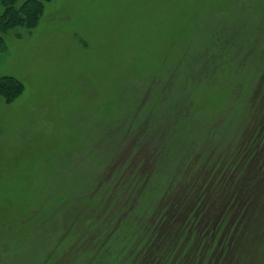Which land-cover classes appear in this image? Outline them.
I'll return each instance as SVG.
<instances>
[{
    "label": "rangeland",
    "instance_id": "rangeland-1",
    "mask_svg": "<svg viewBox=\"0 0 264 264\" xmlns=\"http://www.w3.org/2000/svg\"><path fill=\"white\" fill-rule=\"evenodd\" d=\"M38 1L0 29L23 87L0 97V264H88L94 221L129 206L180 234L199 206L237 245L220 264H264V0Z\"/></svg>",
    "mask_w": 264,
    "mask_h": 264
},
{
    "label": "trees",
    "instance_id": "trees-1",
    "mask_svg": "<svg viewBox=\"0 0 264 264\" xmlns=\"http://www.w3.org/2000/svg\"><path fill=\"white\" fill-rule=\"evenodd\" d=\"M12 1L0 0V5L3 8L0 13V29H9L21 25L23 22L16 19L20 11L24 12L26 20H31L34 17L29 23L25 21V24H22L31 26L43 11L42 2L38 0L25 1L24 7L20 8L19 11L8 6ZM22 91V84L14 78H0V97L6 103L12 102ZM263 133L264 130H260L251 140L253 142L257 140L258 142L263 141ZM135 150H139V148L136 147ZM137 160L138 158L136 157ZM136 164L135 159H131L127 164L128 168H131L130 174L133 176L132 178H136L135 173L138 171ZM145 178L143 185H147L151 175ZM176 182L178 183L179 179L173 176L170 182L164 185L163 190L160 191L161 194L159 193L155 198L151 195L149 199H152L153 202L158 199H168ZM111 183L117 186L122 184L120 183V177L114 178L112 182L103 185L104 192L107 190V185ZM101 186L99 185V187ZM144 190L147 192L148 186ZM203 199V190H201L199 200L203 201ZM153 202L151 204H154ZM248 202L249 198L244 200L241 205L245 208ZM145 210L143 212L140 208L129 206L124 212L123 209L120 211L114 209L112 212L104 211L94 221L93 226L91 225L93 228L96 227V235L94 238V251L88 264H220L228 260L232 251L235 250L234 248H237L232 239L223 238L222 242L219 241L218 245L215 244V237L225 218L218 222L220 226L218 229V224L214 223L210 217L200 215L203 210L199 206L194 215H192L191 211H188L187 216L183 217L184 225L182 229L184 228V230L181 234L173 231L169 224L165 223V217L162 214L151 218L147 216L148 207ZM121 213L123 217L120 216ZM202 217L205 218L201 223ZM126 221H131L130 225H127ZM182 244L186 245L182 246L181 249L180 246ZM59 264L76 263L70 254L66 253L62 256Z\"/></svg>",
    "mask_w": 264,
    "mask_h": 264
}]
</instances>
